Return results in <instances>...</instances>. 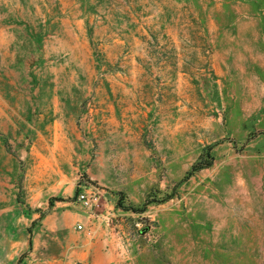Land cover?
<instances>
[{"label":"rangeland","instance_id":"rangeland-1","mask_svg":"<svg viewBox=\"0 0 264 264\" xmlns=\"http://www.w3.org/2000/svg\"><path fill=\"white\" fill-rule=\"evenodd\" d=\"M0 264H264V0H0Z\"/></svg>","mask_w":264,"mask_h":264},{"label":"built area","instance_id":"built-area-1","mask_svg":"<svg viewBox=\"0 0 264 264\" xmlns=\"http://www.w3.org/2000/svg\"><path fill=\"white\" fill-rule=\"evenodd\" d=\"M98 198L95 197V195L93 193H88L87 191H83L80 196H79V201L82 203V205L84 207L87 208H91L93 207L96 202H97ZM82 225H79V228H81Z\"/></svg>","mask_w":264,"mask_h":264},{"label":"trees","instance_id":"trees-1","mask_svg":"<svg viewBox=\"0 0 264 264\" xmlns=\"http://www.w3.org/2000/svg\"><path fill=\"white\" fill-rule=\"evenodd\" d=\"M207 157V160L203 159L199 163L195 164L193 166V171H199L206 167H209L213 163V157L210 151L207 153Z\"/></svg>","mask_w":264,"mask_h":264}]
</instances>
